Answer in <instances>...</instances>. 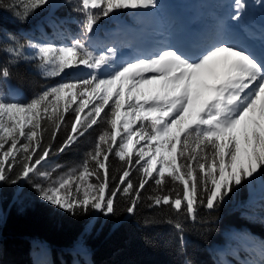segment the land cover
Masks as SVG:
<instances>
[{
    "label": "snow or ice",
    "instance_id": "snow-or-ice-1",
    "mask_svg": "<svg viewBox=\"0 0 264 264\" xmlns=\"http://www.w3.org/2000/svg\"><path fill=\"white\" fill-rule=\"evenodd\" d=\"M65 5L82 19L53 17L19 34L0 30V55L8 56L0 63V184L23 181L43 201L72 215L108 216L116 214L118 194L129 198L126 211L135 214L152 181L150 206L171 207L176 217L165 222L181 244L184 221L197 223L201 208L218 209L243 182L264 185V0H231L209 33L192 40L160 33L147 48L133 47L100 21L117 20L113 14L121 10L148 16L147 10L161 7L159 0H0V8L22 23L45 6ZM257 6L261 22L249 26ZM68 23H76L79 32L55 46L45 24L55 36L67 32L61 27ZM122 48L132 50L125 54ZM22 61H37L46 77L88 71L25 99L10 85ZM98 123L105 129L83 161L53 175L61 166L51 165L52 158ZM62 126L67 135L54 147ZM110 156L124 162L118 180L110 172ZM134 171L136 183L130 179ZM238 239L256 256L246 264H264V240L247 234Z\"/></svg>",
    "mask_w": 264,
    "mask_h": 264
},
{
    "label": "trees",
    "instance_id": "trees-1",
    "mask_svg": "<svg viewBox=\"0 0 264 264\" xmlns=\"http://www.w3.org/2000/svg\"><path fill=\"white\" fill-rule=\"evenodd\" d=\"M53 17L77 20L80 14L67 5L55 10L45 6L22 23L13 11L0 8V30L16 34L29 32ZM73 24L62 27L72 31ZM52 31L45 24L47 36ZM35 35L41 33L36 30ZM7 59V55H0V63ZM36 63L22 61L13 68L16 75L10 83L26 99L57 84V79L41 74ZM72 115L71 111L66 115V125ZM104 129L105 125L100 123L93 126L70 150L55 155L51 165L59 164V170L66 171L81 163ZM66 135L67 127L62 126L54 147ZM109 163L112 176L118 180L124 162L110 156ZM138 178L134 171L130 179L136 183ZM26 190L27 184L23 181L18 185L0 184V264H186L187 261L245 264L250 252L238 237L247 234L264 240V185L260 182L255 185L243 182L218 209L201 208L197 223L184 221L187 227L183 244L176 229L165 222L176 217L171 207L150 206L148 196L156 194L152 181L141 193L135 214L126 211L129 198L118 194L116 214L108 216L96 211L72 215L34 194L26 202L21 201L20 196Z\"/></svg>",
    "mask_w": 264,
    "mask_h": 264
},
{
    "label": "rangeland",
    "instance_id": "rangeland-1",
    "mask_svg": "<svg viewBox=\"0 0 264 264\" xmlns=\"http://www.w3.org/2000/svg\"><path fill=\"white\" fill-rule=\"evenodd\" d=\"M196 1V0H195ZM216 1H218V0H209V4H208V7L206 8V7H204V8H202L201 7V11H202V9H203V11L201 12V13H204V14H207V9L208 10H217V9H219V7H220V5H219V7H217L215 4H216ZM160 3V2H159ZM159 10L160 9H153V10H147L149 13H150V15H148V16H144V15H142L141 13H140V10H121V11H119L118 13H114L113 15H115V16H117L118 17V19L117 20H115V21H112L110 18H103L101 21H100V23L101 24H103V25H105V27L108 29V30H110V29H112V27H117V26H119V23L120 22H122V21H124V20H126L127 21V23H129L127 26H122V30L125 32V28H127V29H129V28H131L132 26L130 25V24H132L133 25V28L134 29H136L137 30V32H138V35H139V37L140 38H143V39H146L147 37V40L148 41H152V45H154L157 41H158V35H159V33H158V31H157V29H156V25H158L159 23H158V21H159V19L158 18H154V17H160V12H159ZM153 11V12H152ZM153 13V15H152V13ZM155 13V14H154ZM157 13V14H156ZM137 14L139 15V16H137ZM155 15V16H154ZM140 16H143L144 18H146L147 19V22H148V25L147 26H145V28L144 27H139V18H140ZM150 18V19H149ZM80 19H82V16H81V14H80ZM80 19H77V20H80ZM161 19V18H160ZM123 23V22H122ZM146 24V23H145ZM74 25V29L71 31L68 27H63V28H61V31L63 32V29L64 28H67V32H63V35H55L54 36V30L51 32V34H53L52 36H50V35H48L47 37H49V38H51L52 39V42H53V44L55 45V46H61L62 44H64V43H70V38L69 39H67V37H64V36H66V34H68L69 35V37H70V34L71 35H74V34H76L77 32H79V27H78V25L76 24V23H74L73 24ZM121 25V24H120ZM144 26V25H143ZM149 27V28H148ZM146 34V35H145ZM104 35V32L102 31L101 32V36H103ZM59 36H62L63 38H57V37H59ZM37 37H39V36H37ZM151 39H154V40H151ZM36 42H40L39 40H37ZM88 70L87 69H78V70H75V72H76V74L75 75H63V76H61V77H49V78H52V79H57V82L56 83H59V82H61V80L62 79H78V78H80V76L81 75H83V74H85L86 72H87ZM15 88V87H14ZM16 89V88H15ZM19 92V91H18ZM25 99H26V97H25V95L23 94V93H21V92H19ZM87 111V110H86ZM139 127V124H137V128ZM137 147H139V145L137 146ZM134 155H135V153H134ZM60 169V168H59ZM57 170V173H53V175H57V174H59V173H63V172H65V171H60V170ZM67 171V170H66ZM246 183H248V182H246ZM27 189L28 190H26V191H23V193H22V196H20V200L21 201H24V202H26L28 199H30V195L31 194H34V195H36V196H38V194H37V192L32 188V186L31 185H28L27 184ZM38 198L41 200V201H43L39 196H38ZM45 202V201H44ZM47 203V202H46ZM249 260H251V257H247ZM247 258H245V259H247Z\"/></svg>",
    "mask_w": 264,
    "mask_h": 264
},
{
    "label": "bare ground",
    "instance_id": "bare-ground-1",
    "mask_svg": "<svg viewBox=\"0 0 264 264\" xmlns=\"http://www.w3.org/2000/svg\"><path fill=\"white\" fill-rule=\"evenodd\" d=\"M172 1L173 0H159L160 5H161V7L159 8L160 9L159 12L161 14H160V17L159 16L158 17H154L155 19L156 18L159 19V21H158L159 24L156 25V29H157V31L159 33L158 38H157L158 40H160L162 38L160 33H165V34L171 33V34H173L175 36H178V37H180L182 39L188 40L189 38L187 36V31L185 30V26H184L185 23L188 24L189 28H192V27L196 28V26H199L198 30L203 29V25H205V24H206V28L205 29H207L208 26H210V25H207V23H205L204 21L201 22V24H199L200 23V18H198V22L194 24L193 15L190 16L189 13H188V3L185 4V6H183L184 7L183 8L184 9V13H183L182 18H180V20H176L177 17H176L175 10L173 12H170ZM195 2L196 1L194 0V4H195ZM192 10H195V8L192 7ZM152 15H153V13H152ZM137 16H139V15L137 14ZM256 16H258V15L257 14L251 15L250 18L251 17H256ZM139 23L141 24L140 27H144V28H145V26L148 25L147 19L144 18L143 16H140ZM123 25L127 26L128 24L127 23H121V25H120V27H121L120 30L122 31V35L120 36L121 38L130 40V37H132L133 38V43H132L133 46L141 47V45H145L146 48L153 46L152 45V41H148L147 40L148 37L146 39L140 38L139 35H138L137 30L134 29L133 27H131L129 29L125 28V32H124L122 30V26ZM195 33H196V31H195ZM151 40H154V39H151Z\"/></svg>",
    "mask_w": 264,
    "mask_h": 264
},
{
    "label": "water",
    "instance_id": "water-1",
    "mask_svg": "<svg viewBox=\"0 0 264 264\" xmlns=\"http://www.w3.org/2000/svg\"><path fill=\"white\" fill-rule=\"evenodd\" d=\"M19 91V90H18Z\"/></svg>",
    "mask_w": 264,
    "mask_h": 264
}]
</instances>
